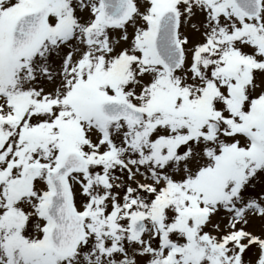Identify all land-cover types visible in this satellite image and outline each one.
Listing matches in <instances>:
<instances>
[{
    "label": "snow or ice",
    "instance_id": "1",
    "mask_svg": "<svg viewBox=\"0 0 264 264\" xmlns=\"http://www.w3.org/2000/svg\"><path fill=\"white\" fill-rule=\"evenodd\" d=\"M0 264H264V0H0Z\"/></svg>",
    "mask_w": 264,
    "mask_h": 264
}]
</instances>
